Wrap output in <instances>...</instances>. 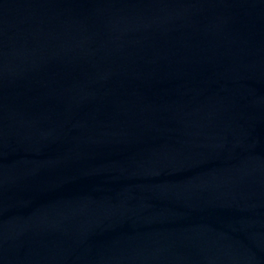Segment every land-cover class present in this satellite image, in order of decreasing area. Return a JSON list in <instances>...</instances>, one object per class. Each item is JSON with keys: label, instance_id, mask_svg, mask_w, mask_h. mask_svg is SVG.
Returning <instances> with one entry per match:
<instances>
[{"label": "water", "instance_id": "1", "mask_svg": "<svg viewBox=\"0 0 264 264\" xmlns=\"http://www.w3.org/2000/svg\"><path fill=\"white\" fill-rule=\"evenodd\" d=\"M0 264H264V0H0Z\"/></svg>", "mask_w": 264, "mask_h": 264}]
</instances>
